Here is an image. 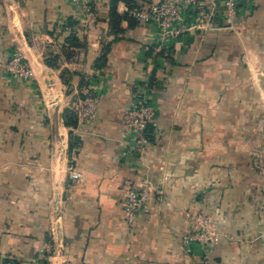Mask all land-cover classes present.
Here are the masks:
<instances>
[{
    "label": "crops",
    "instance_id": "1",
    "mask_svg": "<svg viewBox=\"0 0 264 264\" xmlns=\"http://www.w3.org/2000/svg\"><path fill=\"white\" fill-rule=\"evenodd\" d=\"M136 1L159 0H115L114 28V0H0L1 58L32 70L0 67V264H264V0L232 20L202 0L213 27L175 40ZM138 97L156 108L143 154L123 123ZM131 188L149 199L129 225ZM194 207L222 233L208 261L183 245Z\"/></svg>",
    "mask_w": 264,
    "mask_h": 264
},
{
    "label": "built area",
    "instance_id": "2",
    "mask_svg": "<svg viewBox=\"0 0 264 264\" xmlns=\"http://www.w3.org/2000/svg\"><path fill=\"white\" fill-rule=\"evenodd\" d=\"M91 0H72V2L89 11ZM254 0H227L228 16L232 20L237 14L246 13L253 7ZM202 0H159L155 2L136 1L129 8L132 16L139 22L154 25L163 40H175L194 30L211 29V17L214 9L202 7ZM0 67L13 77L32 78V70L24 55L11 51L7 60L3 61L0 53ZM88 95L80 101L81 116L89 117L94 113L96 98ZM81 117V118H82ZM156 108L151 101L138 97L126 111L123 123L128 135L133 139V146L139 154H143L149 143L148 127L154 123ZM69 177L79 180L82 173L73 166L69 167ZM149 199L148 188H131L125 198L126 221L132 225L135 218L145 211ZM188 229L183 237V245L188 254H199L208 261L212 251L219 243L222 233L218 230L215 219L199 208L187 210ZM49 252V247L46 249ZM12 264V263H8ZM35 264H44L37 262ZM66 264H74L67 261Z\"/></svg>",
    "mask_w": 264,
    "mask_h": 264
},
{
    "label": "trees",
    "instance_id": "3",
    "mask_svg": "<svg viewBox=\"0 0 264 264\" xmlns=\"http://www.w3.org/2000/svg\"><path fill=\"white\" fill-rule=\"evenodd\" d=\"M114 6L112 8V26L114 28H118V25L122 19V16L116 11V6H115V0H114ZM129 17V16H127ZM72 22V20H70ZM73 45H78V39L76 37V35L74 34H71L68 39H67V42H66V45H65V49H66V54L68 56H70V53L68 52V49L70 46H73ZM56 56H52V60H56ZM105 61V57H102L99 61V66H102L103 63ZM48 63L53 65V62L48 60ZM68 124H76V121L74 120V117H71V120L70 121H67ZM73 143L71 144V147L73 148Z\"/></svg>",
    "mask_w": 264,
    "mask_h": 264
}]
</instances>
